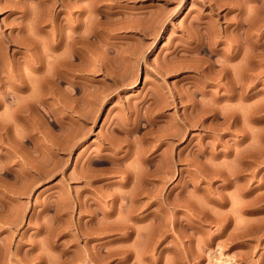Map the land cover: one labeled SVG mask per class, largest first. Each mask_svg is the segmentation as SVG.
I'll return each instance as SVG.
<instances>
[{
    "label": "rangeland",
    "instance_id": "obj_1",
    "mask_svg": "<svg viewBox=\"0 0 264 264\" xmlns=\"http://www.w3.org/2000/svg\"><path fill=\"white\" fill-rule=\"evenodd\" d=\"M18 1L0 0V264H264V0H49L87 10L58 84Z\"/></svg>",
    "mask_w": 264,
    "mask_h": 264
},
{
    "label": "bare ground",
    "instance_id": "obj_2",
    "mask_svg": "<svg viewBox=\"0 0 264 264\" xmlns=\"http://www.w3.org/2000/svg\"><path fill=\"white\" fill-rule=\"evenodd\" d=\"M21 1V0H20ZM20 1H18L17 3H16V6L12 9L13 10V12L12 13H16L17 11L19 12V14L20 15H18L17 16V18H18V20L20 19V21L17 23L18 25H19V32L20 33H23V35L25 36V38L27 37V38H29L30 40H31V46L29 47L30 49H31V52L32 51H34V50H36V48L38 47V50H39V48H40V52H41V54H40V58L37 60L36 59V57L37 56H35V58L33 57L32 59H34V60H31V68H32V70L33 71H38L37 73L39 74V77L41 76V78H44V79H47V80H51L52 79V82H51V84L55 81H53V78H56L57 80H58V82H56L57 84L59 83V82H62L65 78V76H64V73H66V66L68 65V64H70L69 62H71L72 63V61H68V58L69 57H64V55L65 54H67V53H69V54H71V56H74L75 58H79V57H81V56H79L80 55V53H81V51H83V49H84V46H83V44H85L84 42H87L86 43V45L88 44V43H90L89 41H88V39L85 37V35L84 34H86V33H84L83 34V30H82V28H83V21H82V15L84 14V12H85V8L83 7V6H81L80 4L78 5L77 4V1H82V0H77L76 2H74V3H70V4H64L63 5V9H61V10H54V11H52L51 10V7L48 9V10H50L47 14L45 13V12H47L43 7H45L46 6V3L49 1V0H26L27 1V4H25L27 7H29L30 8V16H27V13H26V10H24L22 7H23V5H22V3L20 4L21 6H19V2ZM25 1V0H24ZM51 1V0H50ZM88 1V0H87ZM96 1L97 0H91V2H93V4H95L96 3ZM111 1V0H110ZM242 1H248L249 3L250 2H252V3H257L258 1H260V0H240V2H242ZM16 2V1H15ZM65 1H63V3H64ZM208 2V1H207ZM245 2V3H246ZM247 2V3H248ZM54 3V2H53ZM66 3V2H65ZM68 3V2H67ZM89 3V2H88ZM243 3V2H242ZM12 4V3H11ZM15 4V3H14ZM48 4V3H47ZM49 4H51V2H49ZM48 4V5H49ZM55 4V3H54ZM89 4H91V3H89ZM92 4V5H93ZM18 5V6H17ZM91 5V6H92ZM234 5V4H233ZM243 5V4H242ZM255 5V4H254ZM11 6V5H10ZM50 6V5H49ZM213 6V5H212ZM234 6H236V5H234ZM7 7H9V6H7ZM54 7V6H53ZM89 7V6H88ZM92 7H95L94 5L92 6ZM91 7V8H92ZM216 7V6H215ZM258 7H260V6H258ZM28 8V9H29ZM42 8H43V10H45L44 12H43V10H42ZM46 8V7H45ZM86 8H87V6H86ZM90 8V7H89ZM264 8V7H263ZM3 9H5L4 7H3ZM10 9V8H9ZM27 9V8H26ZM252 9V8H251ZM257 9V8H256ZM36 10V11H35ZM41 10V11H40ZM92 10V9H91ZM97 10V9H96ZM95 10V11H96ZM127 10V9H126ZM87 11V10H86ZM17 12V13H18ZM89 12H91L90 10L88 11V15L90 14V17H91V15H92V13H93V10H92V12L91 13H89ZM100 12V11H99ZM158 12V11H157ZM238 12V11H237ZM241 12V11H240ZM239 12V13H240ZM254 12V11H253ZM45 15H44V14ZM61 13H66L68 16H67V18H61L60 17V14ZM86 13V12H85ZM98 13V12H97ZM137 13V12H136ZM95 14V13H94ZM93 14V15H94ZM238 14V13H237ZM96 15H98V14H96ZM156 15V14H155ZM159 15V14H158ZM160 16V15H159ZM66 17V16H65ZM93 17V16H92ZM91 17V18H92ZM97 17V16H96ZM112 17V16H111ZM119 17V16H118ZM140 17V16H139ZM252 17L254 18L255 17V15L253 16L252 15ZM90 18V19H91ZM95 18V17H94ZM115 18V17H114ZM153 18H155V16L153 17ZM119 19V18H118ZM159 19H161V18H159ZM15 20V19H14ZM97 20V19H96ZM106 20H108V19H106ZM140 19H138V21H139ZM155 20H158V18H155ZM197 20H199V19H197ZM202 20V19H201ZM241 20V19H240ZM244 20V19H243ZM17 21V20H16ZM30 22V24H31V28H30V26H29V28L31 29H25V27L23 26V25H21L23 22L25 23V22ZM152 21H153V23H154V20L152 19ZM160 21V20H159ZM251 21V20H250ZM89 22H91V21H89ZM111 22V21H110ZM113 22V21H112ZM111 22V23H112ZM156 22V21H155ZM238 22V21H237ZM237 22L235 23L237 26H236V28L238 27V25H240V23L241 22H238L239 24H237ZM246 22V21H245ZM248 22H249V20H248ZM256 21L254 20V22H249V24L251 23V25L254 27L255 25L254 24H252V23H255ZM98 23V22H97ZM150 23H152V22H150ZM149 23V27H151V26H153V24H150ZM158 23V22H157ZM156 23V24H157ZM17 24H16V26H17ZM99 24V23H98ZM101 24V23H100ZM110 24V23H109ZM115 24V23H114ZM113 24V25H114ZM199 24H201V23H199ZM25 25V24H24ZM96 21L94 22V20H93V22H92V28L89 30V33H90V31L92 30V36L91 37H93L94 38V40H100L101 41V39H102V37H100V36H98V31L99 30H97V32H96ZM102 25V24H101ZM111 25V28H109V29H112V24H110ZM151 25V26H150ZM159 25V24H158ZM117 26H118V24H117ZM116 26V27H117ZM251 26V27H252ZM49 28V30L47 31V30H44L45 28ZM129 27V26H128ZM252 27V29H254ZM90 28V27H89ZM115 28V27H114ZM124 28V27H123ZM126 28V27H125ZM155 28H156V26H155ZM235 28V29H236ZM239 28V27H238ZM117 29H120V28H117ZM256 29V28H255ZM123 30V29H122ZM137 32H138V34H140L141 35V38H142V36L143 35H145L147 32H145L144 31V27H142L141 25H139L138 27H137ZM162 30V32H163V29H160V31ZM102 31V30H101ZM106 31H107V29H106ZM105 31V32H106ZM112 31V30H111ZM110 31V32H111ZM257 31V30H256ZM42 32H44V33H46L47 34V40L44 42V43H42V42H40L39 41V37L37 38V33H38V35H39V33L40 34H42ZM104 32V33H105ZM108 32V31H107ZM110 32H109V34H110ZM115 32V31H114ZM150 32V31H149ZM148 32V33H149ZM153 32H154V30H153ZM155 32H156V29H155ZM205 32V31H204ZM207 32V31H206ZM237 32V31H236ZM100 33V32H99ZM103 33V34H104ZM112 33H113V31H112ZM147 33V34H148ZM164 33V32H163ZM107 34V33H106ZM152 34V33H151ZM150 34V35H151ZM154 34V33H153ZM161 34V33H160ZM22 35V34H21ZM89 35V34H88ZM101 36H102V34H101ZM103 36H105V35H103ZM203 36V35H202ZM161 37V36H160ZM24 38V37H23ZM101 38V39H100ZM106 38H107V35H106ZM201 38V37H200ZM203 38V37H202ZM22 39V38H21ZM29 39H27V40H29ZM41 39V38H40ZM46 39V38H45ZM86 39V40H85ZM204 39V38H203ZM203 39H201V40H203ZM18 40V39H17ZM16 40V41H17ZM29 40V41H30ZM85 40V41H84ZM91 40H93V39H91ZM195 40V39H194ZM21 41V40H20ZM99 41V42H100ZM103 41V40H102ZM102 41H101V43H102ZM139 41V40H138ZM141 41V40H140ZM205 41V40H204ZM216 41V40H215ZM94 42V41H93ZM28 44H30L29 42H27ZM26 43V46H25V48L27 49L28 48V44ZM97 43H98V41H97ZM105 43V42H104ZM193 43V42H192ZM197 43V42H196ZM195 43V44H196ZM202 41H198V43L195 45L194 43H193V45H195L196 47H194V49H191L192 51H197V52H199V51H202L203 50V47H204V45H202ZM206 43V42H205ZM21 44H22V42H21ZM92 44V43H91ZM95 44V43H94ZM206 44H208V43H206ZM20 45V44H19ZM141 45V44H140ZM189 45V44H188ZM98 46V45H97ZM138 46V45H137ZM264 46V45H263ZM141 47V46H140ZM192 47V46H191ZM209 47V46H208ZM252 47L253 48H255L256 46H255V44H252ZM91 48H93L92 46H91ZM126 48V47H125ZM136 48V47H135ZM29 49V50H30ZM134 49V48H133ZM204 49H205V47H204ZM91 49H89V51H90ZM135 50V49H134ZM211 50H213V49H211ZM253 50V49H252ZM88 51V50H87ZM205 51V50H204ZM214 51V50H213ZM35 52H37V51H35ZM34 52V53H35ZM39 52V53H40ZM193 52V53H194ZM210 52H212V51H210ZM38 53V52H37ZM134 53V52H133ZM187 53V52H186ZM33 54V53H32ZM35 55V54H34ZM49 58V56H50V61H49V59L48 58H46V56ZM68 55V54H67ZM83 55V54H82ZM45 56V57H44ZM70 56V55H69ZM74 57H73V59H74ZM90 57V56H89ZM189 57V56H188ZM44 58H46V61H45V63H44V67L42 66L43 64L41 63V61L42 60H45ZM81 59V58H80ZM79 59V60H80ZM203 59V58H202ZM205 61H206V59H204ZM204 60H203V62H204ZM209 61V60H208ZM214 61H216V60H214ZM48 62V63H47ZM81 62V61H80ZM92 62V61H91ZM184 62V61H183ZM182 62V63H183ZM218 62V61H217ZM216 62V63H217ZM222 62V61H221ZM79 63V62H78ZM82 63V62H81ZM81 63H79V65L81 64ZM185 63V62H184ZM251 63V65H249L248 66V68H249V70H250V72H252L250 75H249V78H250V80L251 79H254V74H253V71H254V67H255V65H254V63L252 64V62H250ZM50 66V68L49 69H51L52 70V72L46 67V66H48V65ZM77 64V63H76ZM179 64V63H178ZM201 64V63H200ZM206 64V63H205ZM220 64H222V63H220ZM187 65V64H186ZM197 65V64H196ZM210 65H211V63H210ZM210 65H208V67L210 66ZM76 65H74L73 64V69H74V67H75ZM176 66V65H175ZM174 66V67H175ZM179 66V65H178ZM182 66V65H181ZM181 66H179V67H181ZM220 66H222L223 68H224V66L223 65H220ZM68 67H69V65H68ZM80 67V66H79ZM189 67H191V66H189ZM188 67V68H189ZM225 67H227V66H225ZM48 69V73H49V71H50V73L48 74L47 72H46V70L45 69ZM177 68V67H176ZM186 68V67H185ZM192 68V67H191ZM198 68V67H197ZM196 68V69H197ZM201 68V67H200ZM199 68V69H200ZM220 68V67H219ZM223 68H220V70L218 69V71L220 72H222L223 70H221V69H223ZM68 69V68H67ZM157 69V68H156ZM180 69V68H179ZM195 69V68H194ZM204 67H203V71H204ZM227 69V68H226ZM64 70H66L65 72H64ZM76 70V69H75ZM182 70V69H181ZM189 70V69H188ZM202 70V69H201ZM209 70V69H208ZM207 70V71H208ZM70 72L72 71V70H69ZM158 71V70H157ZM176 71V70H175ZM202 71V72H203ZM205 71H206V69H205ZM159 72V71H158ZM200 73V72H199ZM218 73V72H217ZM223 74H224V72H223ZM222 74V75H223ZM202 75V74H201ZM209 75V74H208ZM219 75V74H218ZM205 76V77H204ZM204 78H206V74L204 73ZM210 76V75H209ZM38 77V78H39ZM219 77V76H218ZM222 77V76H221ZM226 77V76H225ZM228 77V76H227ZM235 77V76H234ZM38 78H36L37 80H38ZM41 78H39V79H41ZM208 78V77H207ZM206 78V79H207ZM220 78V77H219ZM219 78H216V79H219ZM229 78H230V75H229ZM228 78V79H229ZM236 78V77H235ZM233 79V77H231V79L230 80H232L231 81V83H229L230 82V80H228L227 78V80L229 81V82H226L225 83V81L226 80H224V83L225 84H227V83H229L230 84V88H228V90L230 91L229 92V94H227V98L228 99H230V100H232L233 101V99H236L237 98V96H239V94H236V88H237V86L238 85H240L241 83H239L238 82V80L239 79ZM0 79H1V77H0ZM44 79H42V80H44ZM210 79V78H209ZM225 79V78H224ZM256 79V78H255ZM42 80H41V82H42ZM222 80V79H221ZM211 81V80H210ZM252 81V80H251ZM251 81H250V83H251ZM1 82H2V79H1ZM1 82H0V84H1ZM44 83H45V81H43ZM42 82V83H43ZM48 82V81H47ZM118 82V81H117ZM218 82H219V80H218ZM252 82H254V80L252 81ZM56 83L54 84V85H56ZM249 83V84H250ZM202 84V83H201ZM218 84V83H217ZM216 84V85H217ZM228 84V85H229ZM41 85V84H40ZM215 85V86H216ZM42 86H43V84H42ZM50 87H51V85H49ZM226 86V85H225ZM251 86H253V84L251 85ZM54 87V86H53ZM56 87V86H55ZM216 87H218V86H216ZM221 87V86H220ZM227 87V86H226ZM44 88V87H43ZM200 88V87H199ZM197 89V88H196ZM52 90V89H51ZM55 90H56V88H55ZM200 90V89H199ZM227 90V89H226ZM200 92H202L203 93V91H201L200 90ZM52 93L54 94V90L52 91ZM58 93H59V91H58ZM201 93V94H202ZM51 94V93H50ZM50 94H48V95H50ZM52 94V99H53V97H54V95ZM56 94V93H55ZM182 94V93H181ZM192 94V93H191ZM58 95H60V94H58ZM156 95H158V94H156ZM178 95H180V94H178ZM193 95V94H192ZM56 96H57V94H56ZM55 96V97H56ZM61 96V95H60ZM159 96V95H158ZM50 97H51V95H50ZM54 97V98H55ZM145 97V96H144ZM192 97V96H191ZM60 99H61V97H59ZM51 99V100H52ZM57 99V98H56ZM144 99V98H143ZM32 100V99H31ZM54 100V99H53ZM58 100V99H57ZM179 100H180V97H179ZM237 100V99H236ZM59 101V100H58ZM63 101V100H62ZM72 101V100H71ZM75 101V100H74ZM229 101V100H228ZM31 102V101H30ZM54 102V101H53ZM59 102H61V101H59ZM58 102V103H59ZM91 102V101H90ZM140 102V101H139ZM51 103V102H50ZM55 103H57V102H55ZM100 103V102H99ZM141 103V102H140ZM75 104V103H74ZM159 104V103H158ZM56 105V104H55ZM160 105V104H159ZM204 105V104H203ZM54 106V105H53ZM17 107V106H16ZM19 107V106H18ZM70 107H71V105H70ZM156 107V106H155ZM154 107V108H155ZM20 108V107H19ZM72 108V107H71ZM153 108V109H154ZM205 108V107H204ZM13 109V108H12ZM50 109H52V108H50ZM73 109V108H72ZM15 110H18L17 108L15 109ZM22 110V109H21ZM77 110V109H76ZM92 111H93V109H91ZM20 111V110H19ZM25 111V110H24ZM53 111V110H52ZM90 111V110H89ZM16 112H18V111H16ZM61 112V111H60ZM77 112V111H76ZM157 112V111H156ZM14 113H15V111H14ZM13 113V114H14ZM229 113V112H228ZM55 115H57V114H55ZM234 117V114L233 113H229V114H227L226 116H224V120H225V122H226V124H227V126H231L232 127V125L233 124H235V122L236 121H234L235 120V118H233ZM137 118H138V116H137ZM237 118V117H236ZM137 121H138V119H137ZM56 122V121H55ZM58 122V121H57ZM133 127V126H132ZM234 127V126H233ZM236 127V126H235ZM134 129V128H133ZM128 132V131H127ZM125 133V132H124ZM106 137V136H105ZM106 139V138H105ZM107 140V139H106ZM101 142V141H100ZM109 143H110V141H109ZM110 146L112 145V144H109ZM119 146V145H118ZM108 149H109V147H107ZM117 148V147H116ZM111 150V149H110ZM115 151V150H114ZM127 153H128V151H127ZM126 154V153H125ZM129 154V153H128ZM142 155V154H141ZM124 156V155H123ZM126 156V155H125ZM125 156H124V158H125ZM127 157H129V156H127ZM143 157V156H142ZM140 159V158H139ZM123 160V159H122ZM117 162V161H116Z\"/></svg>",
    "mask_w": 264,
    "mask_h": 264
}]
</instances>
